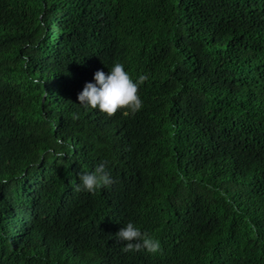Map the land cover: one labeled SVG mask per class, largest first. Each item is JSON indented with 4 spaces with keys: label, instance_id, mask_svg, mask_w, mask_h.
Returning a JSON list of instances; mask_svg holds the SVG:
<instances>
[{
    "label": "trees",
    "instance_id": "1",
    "mask_svg": "<svg viewBox=\"0 0 264 264\" xmlns=\"http://www.w3.org/2000/svg\"><path fill=\"white\" fill-rule=\"evenodd\" d=\"M114 62L141 108L80 105ZM0 180V264H264V0H0Z\"/></svg>",
    "mask_w": 264,
    "mask_h": 264
},
{
    "label": "clouds",
    "instance_id": "2",
    "mask_svg": "<svg viewBox=\"0 0 264 264\" xmlns=\"http://www.w3.org/2000/svg\"><path fill=\"white\" fill-rule=\"evenodd\" d=\"M147 76L140 74L133 80L129 73L124 70V65L114 62L111 69L105 73L97 69L93 73V80L86 82L83 89L78 93L77 99L80 105L97 109L107 115H112L117 109L127 108L131 112L139 110L142 100L138 94V88ZM73 120L77 119V114L73 113ZM56 145L62 144L57 140ZM66 153L62 149H56L55 155L64 156ZM4 182L0 180V183ZM111 183V178L105 168V163H98L91 171L79 175V183L76 190L92 193L101 186ZM116 236L120 241L125 242L122 251H138L141 247L149 253L158 252L160 242L154 237L142 232L132 221L127 222L117 232Z\"/></svg>",
    "mask_w": 264,
    "mask_h": 264
}]
</instances>
